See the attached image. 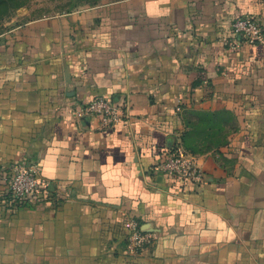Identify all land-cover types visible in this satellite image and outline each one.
I'll list each match as a JSON object with an SVG mask.
<instances>
[{
	"label": "crops",
	"instance_id": "crops-1",
	"mask_svg": "<svg viewBox=\"0 0 264 264\" xmlns=\"http://www.w3.org/2000/svg\"><path fill=\"white\" fill-rule=\"evenodd\" d=\"M242 16L264 24V0H123L0 36V264H264V31L235 44ZM95 97L126 117H73ZM176 143L200 183L151 171ZM23 161L44 188L18 205ZM131 219L155 236L134 256Z\"/></svg>",
	"mask_w": 264,
	"mask_h": 264
},
{
	"label": "built area",
	"instance_id": "built-area-1",
	"mask_svg": "<svg viewBox=\"0 0 264 264\" xmlns=\"http://www.w3.org/2000/svg\"><path fill=\"white\" fill-rule=\"evenodd\" d=\"M231 31L235 44H254L262 41L264 24L255 17L242 16L232 22ZM126 110V105H116L107 98L95 97L78 106L73 117L95 118L99 127L112 129L126 117ZM151 171L191 183H200L203 177L195 155L185 151L180 143L165 148ZM3 187L16 204L23 205L41 193L44 183L37 164L23 161L4 172ZM154 242L155 236L142 230L135 219L128 221L124 246L129 255L141 254L151 248Z\"/></svg>",
	"mask_w": 264,
	"mask_h": 264
},
{
	"label": "rangeland",
	"instance_id": "rangeland-1",
	"mask_svg": "<svg viewBox=\"0 0 264 264\" xmlns=\"http://www.w3.org/2000/svg\"><path fill=\"white\" fill-rule=\"evenodd\" d=\"M123 0H0V36L22 24ZM203 120V119H202ZM215 138L214 142H220Z\"/></svg>",
	"mask_w": 264,
	"mask_h": 264
},
{
	"label": "trees",
	"instance_id": "trees-1",
	"mask_svg": "<svg viewBox=\"0 0 264 264\" xmlns=\"http://www.w3.org/2000/svg\"><path fill=\"white\" fill-rule=\"evenodd\" d=\"M181 146L184 148L185 151H187L188 153L192 154V155H195L193 152H191L190 149L186 148L182 143H180Z\"/></svg>",
	"mask_w": 264,
	"mask_h": 264
}]
</instances>
